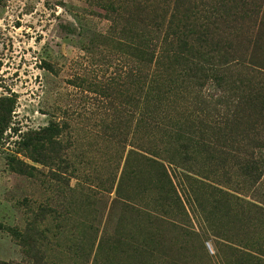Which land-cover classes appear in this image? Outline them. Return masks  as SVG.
Here are the masks:
<instances>
[{"label":"rangeland","instance_id":"1","mask_svg":"<svg viewBox=\"0 0 264 264\" xmlns=\"http://www.w3.org/2000/svg\"><path fill=\"white\" fill-rule=\"evenodd\" d=\"M241 1L250 14L236 38L245 40L250 22L258 40L264 0ZM144 2L0 0V264H228L234 245L223 233L230 243L264 246V223L253 227L245 211L214 205L216 193L176 167L170 196L157 172L134 157L120 183L132 149L158 146L161 125L174 126L204 108L199 101L220 96L208 79L200 87L178 83L156 104L157 119L143 120L146 70L130 44L139 45ZM249 47L264 65V39ZM258 132L251 145L261 178L224 177L231 184L219 189L264 208ZM143 245L163 251L134 253Z\"/></svg>","mask_w":264,"mask_h":264},{"label":"trees","instance_id":"2","mask_svg":"<svg viewBox=\"0 0 264 264\" xmlns=\"http://www.w3.org/2000/svg\"><path fill=\"white\" fill-rule=\"evenodd\" d=\"M144 1L138 6L142 25L140 42L136 48L130 44L146 70L142 90L146 109L143 120L157 119L158 103L174 94L178 83L200 87L208 79L220 90V96L210 103L199 101L204 108L189 111L180 118L181 122L174 121V126L161 125L157 130L161 148L156 145L152 149L142 146L132 149L120 183L125 181V169L127 171L130 158L134 157L141 165L157 172L155 178L161 191L170 196L174 189L169 171L176 167L186 179L191 178L216 193L214 205L224 202L225 207L233 206L228 212L245 211L252 217L249 221L252 226L264 223V208L219 189L231 184L222 182L224 177L253 182L261 178L260 158L256 157L251 143L258 142L256 137L261 139L259 129L264 132V65L254 63L249 46L264 39V31L258 33L255 38L258 40L254 41V30L249 22L247 36L242 39L246 46L242 48V40L236 38L238 24L247 23L244 18L250 14L249 3L241 0H215L210 5L191 0ZM259 27H264L262 22ZM245 54L250 57L246 58ZM219 105L222 107L217 109ZM238 114L241 116L237 117ZM182 120L190 123L188 128L178 126ZM250 127L252 132L248 130ZM240 142L248 144L242 147L238 145ZM197 162L202 167L194 169L189 165ZM222 236L234 245H228V264H264V246L260 243L242 246L230 243L232 239L225 233ZM162 251L161 246L143 245L134 249V253L144 257Z\"/></svg>","mask_w":264,"mask_h":264}]
</instances>
